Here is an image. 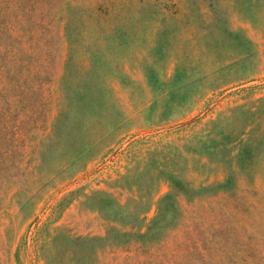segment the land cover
I'll use <instances>...</instances> for the list:
<instances>
[{
	"label": "rangeland",
	"instance_id": "374dc122",
	"mask_svg": "<svg viewBox=\"0 0 264 264\" xmlns=\"http://www.w3.org/2000/svg\"><path fill=\"white\" fill-rule=\"evenodd\" d=\"M0 264H264V0H0Z\"/></svg>",
	"mask_w": 264,
	"mask_h": 264
}]
</instances>
